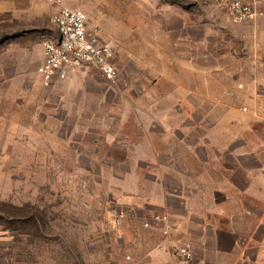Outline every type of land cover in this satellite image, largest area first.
I'll list each match as a JSON object with an SVG mask.
<instances>
[{
  "label": "rangeland",
  "instance_id": "374dc122",
  "mask_svg": "<svg viewBox=\"0 0 264 264\" xmlns=\"http://www.w3.org/2000/svg\"><path fill=\"white\" fill-rule=\"evenodd\" d=\"M181 2L192 23L199 21L197 28L193 23L184 32L198 34L201 51L209 43L226 65L241 66L235 74L264 80V15L235 23L226 19L219 0ZM59 4L86 10L117 42L120 77L113 83L89 66L46 87L37 67L44 37L55 34L53 12L41 19L36 32L29 21L0 18V264H131V244L120 238L122 225L113 222L119 205L115 193L131 190L145 178L142 146H180L181 139L191 146L196 136L187 128L180 138L178 126L210 104L175 102L172 79L163 81L164 102L149 100L146 28L158 26L161 2ZM185 38L196 47L197 39ZM177 74L184 87L197 83L200 91L218 93L231 77L224 68L200 70L197 77L185 63ZM183 153L189 156V148ZM136 231L143 234L139 227Z\"/></svg>",
  "mask_w": 264,
  "mask_h": 264
},
{
  "label": "crops",
  "instance_id": "0c3cea01",
  "mask_svg": "<svg viewBox=\"0 0 264 264\" xmlns=\"http://www.w3.org/2000/svg\"><path fill=\"white\" fill-rule=\"evenodd\" d=\"M154 1L162 8L158 26L146 28L150 102L165 101L163 81L172 79L175 102L210 105L200 115L192 112L190 121L178 126L180 138L187 128L196 136L191 146H184L182 139L180 146H142L146 147L145 178L131 190L118 188L114 197L117 207L127 211L120 238L131 244L135 256L131 264H179L172 247L177 242L191 244L196 264H264V80L235 74L241 66L226 65L209 43L202 44L201 51L198 34L184 32L193 23L197 28L199 21L192 23L193 17L181 9L182 2ZM60 8L55 0H0V18L29 21L36 32L41 19ZM184 37L197 39L196 47L183 42ZM43 41L39 65L44 59ZM184 63L197 77L200 70L222 68L231 77L221 93L200 91L197 83L184 87L182 74H177ZM155 124L150 122L152 127ZM163 126L159 124L160 129ZM188 148L186 156L183 152ZM184 162L193 165L184 167ZM156 215L161 220L154 219ZM167 226L169 236L164 233Z\"/></svg>",
  "mask_w": 264,
  "mask_h": 264
},
{
  "label": "built area",
  "instance_id": "2783aa9c",
  "mask_svg": "<svg viewBox=\"0 0 264 264\" xmlns=\"http://www.w3.org/2000/svg\"><path fill=\"white\" fill-rule=\"evenodd\" d=\"M261 1L219 0V3L228 21L243 23L254 21L264 15ZM51 22L55 34L44 39V59L37 68V73L46 87L66 79L72 69L90 65L96 66L107 80L118 82L120 77L116 63L118 44L106 37L101 25L95 24L86 10L62 5L52 15ZM126 215L125 209L114 208L113 222L117 225L122 224ZM154 219L161 220V217L156 215ZM145 225H149V222L145 221ZM164 233L169 236L168 226ZM172 247L179 264H196L190 243L177 242L172 244Z\"/></svg>",
  "mask_w": 264,
  "mask_h": 264
},
{
  "label": "trees",
  "instance_id": "16d2710c",
  "mask_svg": "<svg viewBox=\"0 0 264 264\" xmlns=\"http://www.w3.org/2000/svg\"><path fill=\"white\" fill-rule=\"evenodd\" d=\"M173 2H181V0H172Z\"/></svg>",
  "mask_w": 264,
  "mask_h": 264
}]
</instances>
